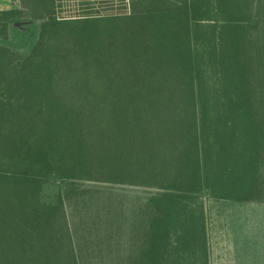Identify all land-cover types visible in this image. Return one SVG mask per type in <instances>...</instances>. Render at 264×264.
I'll list each match as a JSON object with an SVG mask.
<instances>
[{
	"label": "trees",
	"instance_id": "16d2710c",
	"mask_svg": "<svg viewBox=\"0 0 264 264\" xmlns=\"http://www.w3.org/2000/svg\"><path fill=\"white\" fill-rule=\"evenodd\" d=\"M13 1L0 264H209L207 204L264 205V0H152L106 19L91 0H70L84 11L70 18L62 0ZM84 182L155 191L123 251L124 209Z\"/></svg>",
	"mask_w": 264,
	"mask_h": 264
},
{
	"label": "rangeland",
	"instance_id": "374dc122",
	"mask_svg": "<svg viewBox=\"0 0 264 264\" xmlns=\"http://www.w3.org/2000/svg\"><path fill=\"white\" fill-rule=\"evenodd\" d=\"M62 1L58 17L70 18L83 14L84 11L79 2ZM151 1L91 0L87 7L92 8L87 12H91L93 16L100 19L133 16L135 13L147 10ZM25 11L28 12L29 8H26ZM196 42V40H192L193 44ZM82 190H91L95 192V196H98L99 193L104 197L111 196L113 206H122L124 211L123 219H120L121 227L118 230L117 226L119 233L116 232L113 239L119 238L120 242L124 243L120 250L126 249L125 242L128 241L131 232L129 227L132 224L141 223L134 218V215L130 214L131 210H137L155 191L89 182L82 184ZM66 207L68 216H70L72 211L68 204ZM207 207L210 211L208 215L209 264H264V205L222 206L221 204H207ZM103 233L109 234L108 231ZM103 233H101L102 236ZM102 249L103 255H110L105 252L111 251L108 244H105Z\"/></svg>",
	"mask_w": 264,
	"mask_h": 264
},
{
	"label": "crops",
	"instance_id": "0c3cea01",
	"mask_svg": "<svg viewBox=\"0 0 264 264\" xmlns=\"http://www.w3.org/2000/svg\"><path fill=\"white\" fill-rule=\"evenodd\" d=\"M19 1L13 0H0V11H8L13 8H20Z\"/></svg>",
	"mask_w": 264,
	"mask_h": 264
},
{
	"label": "water",
	"instance_id": "95a60500",
	"mask_svg": "<svg viewBox=\"0 0 264 264\" xmlns=\"http://www.w3.org/2000/svg\"><path fill=\"white\" fill-rule=\"evenodd\" d=\"M21 25H22V24L19 23V24H16V25H14V26H15V27H20Z\"/></svg>",
	"mask_w": 264,
	"mask_h": 264
}]
</instances>
